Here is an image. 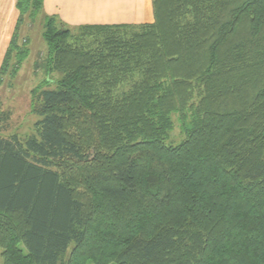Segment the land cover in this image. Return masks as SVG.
I'll list each match as a JSON object with an SVG mask.
<instances>
[{"label":"trees","instance_id":"trees-1","mask_svg":"<svg viewBox=\"0 0 264 264\" xmlns=\"http://www.w3.org/2000/svg\"><path fill=\"white\" fill-rule=\"evenodd\" d=\"M151 5L47 20L56 87L33 93L34 134L0 135L3 264H264V0Z\"/></svg>","mask_w":264,"mask_h":264},{"label":"rangeland","instance_id":"rangeland-1","mask_svg":"<svg viewBox=\"0 0 264 264\" xmlns=\"http://www.w3.org/2000/svg\"><path fill=\"white\" fill-rule=\"evenodd\" d=\"M51 2L50 4L53 5ZM48 4L46 3L47 6ZM47 6L45 7L43 0L42 8L36 15H32L30 8L20 15L16 8L17 18L15 17L12 29L8 30L6 42L5 31H0V49L5 47L4 54L0 57V111L9 114V120L5 124H0V135L3 137L16 135L25 138L34 134V125L39 117L32 112L33 93L38 89L56 87L54 81L59 74L50 73L47 69L48 47L42 36L47 20L53 18L58 27L67 29L72 34H76L83 26V24L67 23L58 14L50 13L48 10L51 6H48L49 9ZM99 9H109L110 12L111 7H99ZM12 38L16 46L10 44ZM8 49L11 52L5 61ZM123 86L121 89L127 90V86ZM172 118L174 126L167 144L171 142L176 144L183 139L176 118ZM0 264H3L1 257Z\"/></svg>","mask_w":264,"mask_h":264},{"label":"crops","instance_id":"crops-1","mask_svg":"<svg viewBox=\"0 0 264 264\" xmlns=\"http://www.w3.org/2000/svg\"><path fill=\"white\" fill-rule=\"evenodd\" d=\"M15 3L16 0H0V31H5V42L16 17ZM46 3L51 6L50 13L58 14L71 25L143 24L153 20L151 0H44L45 7ZM99 7L111 9L109 12ZM4 49H0V57Z\"/></svg>","mask_w":264,"mask_h":264}]
</instances>
